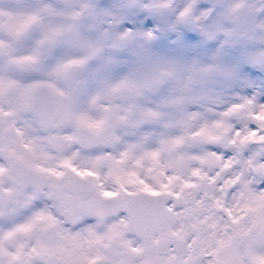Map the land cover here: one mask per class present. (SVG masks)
Wrapping results in <instances>:
<instances>
[{
    "label": "snow or ice",
    "instance_id": "obj_1",
    "mask_svg": "<svg viewBox=\"0 0 264 264\" xmlns=\"http://www.w3.org/2000/svg\"><path fill=\"white\" fill-rule=\"evenodd\" d=\"M0 264H264V0H0Z\"/></svg>",
    "mask_w": 264,
    "mask_h": 264
}]
</instances>
